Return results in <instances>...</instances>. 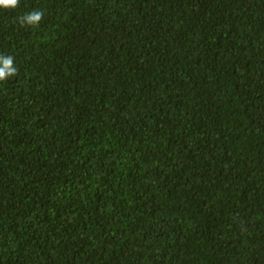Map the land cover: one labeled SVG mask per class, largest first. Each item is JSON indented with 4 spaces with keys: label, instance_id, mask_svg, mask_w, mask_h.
<instances>
[{
    "label": "trees",
    "instance_id": "trees-1",
    "mask_svg": "<svg viewBox=\"0 0 264 264\" xmlns=\"http://www.w3.org/2000/svg\"><path fill=\"white\" fill-rule=\"evenodd\" d=\"M0 54V264H264V0H20Z\"/></svg>",
    "mask_w": 264,
    "mask_h": 264
},
{
    "label": "clouds",
    "instance_id": "clouds-1",
    "mask_svg": "<svg viewBox=\"0 0 264 264\" xmlns=\"http://www.w3.org/2000/svg\"><path fill=\"white\" fill-rule=\"evenodd\" d=\"M20 0H0V10L13 11L19 7ZM44 19V12L39 9H33L15 18V21L21 27L37 28ZM18 69L15 66V58L11 55L0 54V82H4L17 76Z\"/></svg>",
    "mask_w": 264,
    "mask_h": 264
}]
</instances>
